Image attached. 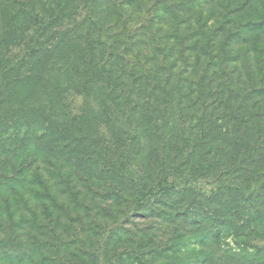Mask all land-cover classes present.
<instances>
[{"label": "rangeland", "instance_id": "374dc122", "mask_svg": "<svg viewBox=\"0 0 264 264\" xmlns=\"http://www.w3.org/2000/svg\"><path fill=\"white\" fill-rule=\"evenodd\" d=\"M25 1L0 0L1 54L5 58L3 38L8 34L19 47L33 42L32 7L46 25L40 36L45 55L25 69L23 78L16 75L9 81L3 96L12 110L26 105L43 127L65 132L67 142L86 137L91 122L96 130L87 138L98 149L93 173H104L100 178L74 173L68 181L55 180L57 203L50 201L46 207L26 191V197L20 192L10 197L7 188L0 191V264H263L264 194L253 199L212 197L200 203L199 212L207 217L209 208H218L219 220L195 223L185 213L194 189L175 195L179 205L173 210L166 205L136 207L121 190L126 173L121 159L128 156L127 174L146 180L163 171L173 177L189 174L191 163L181 172L174 166L187 158L189 134L190 141L204 143L192 161L208 173L201 182L206 186L226 169L234 172L238 167L230 159L237 150L224 148L215 154L216 149L233 140L263 143L264 1L257 2L254 12L259 24L244 25L241 38H231L229 54L223 50L225 35L238 29L245 10L239 14L220 5L202 7V22L208 19L202 33L195 32L200 8L157 19L165 14L164 0ZM212 8L217 15L208 18ZM217 19L229 20L219 35L213 34ZM209 39L213 45L208 47ZM109 69L118 81L117 98L113 101L111 95L105 103L113 88ZM11 126L16 129L13 121ZM78 126L82 130H75ZM176 132L180 136L173 139ZM177 148L179 160L171 153ZM73 155L81 159L89 153ZM237 173L238 181L249 184L248 193L256 181L259 193L264 190V175ZM224 200L247 210L236 227L235 213L221 204ZM168 211L173 216L166 218L163 213ZM209 234L219 235V240H210Z\"/></svg>", "mask_w": 264, "mask_h": 264}, {"label": "trees", "instance_id": "16d2710c", "mask_svg": "<svg viewBox=\"0 0 264 264\" xmlns=\"http://www.w3.org/2000/svg\"><path fill=\"white\" fill-rule=\"evenodd\" d=\"M20 1L21 3H26L28 1L23 0H15ZM173 0H164L162 3V8L165 14L157 15V19H164L167 13L180 14V10L186 12H192L195 8H200L199 15L197 17L198 26L195 32L204 33L206 22H202L203 19V11L202 7H205L209 4L211 5H220L222 8L226 9L227 12L241 13L245 10V14L240 16V20L238 21V29L229 30L226 33V41L223 44L224 53L229 54L230 51L227 47L232 46L234 40L236 38L240 39L242 36V31L244 25L246 27L254 28L258 23V20L255 19V11H258L259 5L258 1L264 0H179L176 2H171ZM128 2L133 3H143L141 0H128ZM29 15L31 17V21H33V26L29 29V33L33 38V42L31 45L28 43L21 42V47L18 44L11 43L13 39L10 34L3 38V50L6 52L2 56L0 50V191L5 192L6 188L9 190L7 195L12 197L11 193H15L16 195L22 194L32 195L34 201L41 202V205L49 206L50 201L52 203H57L56 197L53 195V191L55 188V180L61 178L63 181H68L71 179L72 175L76 173L78 176H83V174H87L90 177L95 174L99 178L103 175L104 171L99 170L98 173H93L95 167L93 162V155H95L96 142H92L91 138H87L89 133L95 132L94 125L90 122L88 126V135L85 137L80 135L78 138L74 139V141L67 142L65 137V132L62 133L61 130H56L54 127L45 128L41 125V122L36 120L35 117L29 112L30 108L26 105L22 108L23 110H12L9 105V98H5L3 96V87H5L8 82L12 81L13 78L17 75V79H21L25 76V69H28L31 65L36 63L41 59L42 55L46 48L43 47L45 42L40 40V36L43 35L44 30L46 29V25L44 24L43 15L36 8H29ZM223 16L227 18L225 13ZM257 13V12H256ZM192 14V13H189ZM217 15L215 9H211L212 15ZM230 14V13H229ZM218 24L215 25L213 29V34L219 35L220 31H225L227 28V24H229L228 19H224L223 21L218 20ZM234 38V40H231ZM212 41L206 43L209 46H212ZM25 44V45H24ZM209 52V51H208ZM108 72V80L112 83L113 88L108 92V96L105 100V103H109L111 100V95L113 96V101L116 100L115 93L116 86L118 85L117 79L112 75V70H107ZM20 74V75H19ZM134 101V100H131ZM53 105H57L54 103ZM137 105V104H136ZM135 104L132 105L134 108ZM31 110L34 111L31 107ZM25 111V112H22ZM202 119V118H201ZM12 121L15 123L16 129H11ZM242 121L244 124L248 123L246 118ZM185 127V126H184ZM82 130V127H76L75 130ZM72 131L73 132L75 131ZM173 139L178 138L179 133H172ZM186 137H189L188 139ZM185 137V142L188 144L186 147V151L188 154L187 158L184 161L178 159L177 152L180 148L174 149L171 153L174 158L179 160L180 163L174 165L178 170L182 169L184 165L187 163H191L189 174H184L180 170L181 176L173 177L171 175H166V171L161 172L158 176H155L152 179H144L140 175L133 176V174H127V160L128 156H124L121 160L126 161L123 163L122 169L126 171L123 180L121 183L123 187L121 190H125L128 196L135 203L136 207L143 208L149 207L153 208V206H163L166 205L169 209H175L176 205H179L177 199H175V195L184 191V193L194 189V197L185 209V213L187 215L186 218L192 220L195 223L212 221L215 222L219 220L220 212L218 208H209V213L207 217L203 214H200L199 208H201L200 203L209 201L212 197L214 199L223 196H236L241 197L242 195L256 198L259 197V194H264V190L259 193V183L253 185L251 192L248 193L250 188L247 181L242 180L238 181L235 177L237 172H240L242 176H245V173H253L257 175V178L264 175V137L263 143H257L252 140L249 144L240 143V141H229L225 146H221L216 149L215 154L220 151H223L224 148H228L229 150H237L235 155H231L230 159L232 162L238 164L237 170L232 172L229 169H226L224 174L221 177L217 178L216 182L213 180L212 182L207 184L206 186H202V179H205L208 176V173H203L202 167L200 166V162H193L192 155L194 151L197 150L199 146H203V142H193L190 141V135L188 134ZM254 142V144H253ZM234 147H230L231 145ZM74 144V145H72ZM70 148V149H68ZM71 150V155L69 151ZM184 151V149H183ZM89 153V155L84 156L79 159L73 155V153ZM105 153V152H104ZM71 157H73L71 159ZM235 157V160H234ZM254 161V162H253ZM218 160L213 164H217ZM252 164V165H251ZM261 165V168L259 166ZM174 167V168H175ZM134 168V167H132ZM257 171V173H256ZM233 175V176H228ZM255 175V176H256ZM118 177V176H117ZM256 178V179H257ZM26 191V192H24ZM202 191H205L208 195L204 196ZM119 193V191L117 192ZM250 194V195H247ZM21 196L19 199H22ZM6 198V202L9 198ZM264 198V196H262ZM1 199V196H0ZM29 201V197H27ZM255 200V199H254ZM39 203V202H38ZM160 203V204H157ZM222 205H229V209L233 215L232 225L236 227V223L246 216L242 211L241 204L238 206L235 205L234 201H227L221 203ZM58 205V204H57ZM156 206V207H157ZM189 208L191 210H189ZM189 210V211H188ZM251 209H248V211ZM193 212V213H190ZM219 212V213H218ZM162 213V212H161ZM179 213V212H178ZM218 213V215H217ZM168 218V215H171L170 211L167 213H163ZM248 215H252L251 211H249ZM173 216V215H171ZM246 225H250L251 222L248 217H246ZM207 233V232H206ZM198 235V234H197ZM196 235V236H197ZM205 234L203 238V242L206 240ZM212 238L219 240V235H211L209 234V239ZM247 244V243H246ZM255 246V245H251ZM259 247V246H258ZM260 252H264V246L261 245ZM249 249L246 247L245 251L247 252ZM264 264V262H263Z\"/></svg>", "mask_w": 264, "mask_h": 264}]
</instances>
